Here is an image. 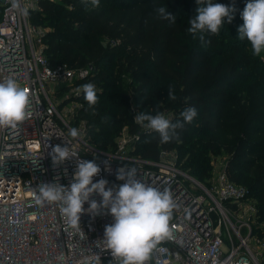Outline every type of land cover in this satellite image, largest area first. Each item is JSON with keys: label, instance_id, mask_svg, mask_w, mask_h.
<instances>
[{"label": "built area", "instance_id": "obj_1", "mask_svg": "<svg viewBox=\"0 0 264 264\" xmlns=\"http://www.w3.org/2000/svg\"><path fill=\"white\" fill-rule=\"evenodd\" d=\"M40 1L21 0L28 12L24 16L11 8L10 0H0V82L18 80L33 102L30 119L16 128H0V264H84L91 250L103 264L112 259L109 251L97 247H103L99 241L105 225L113 222L110 215L93 217L85 211L81 235L66 228L58 204L41 207L35 202L40 184L58 178L67 186L71 181L76 158L53 167L49 155L51 146H64L65 140L81 159L100 166L93 182L103 178L109 181L107 187L120 185L124 181L116 180L117 170L128 165L147 184L171 191L178 205L170 222L174 239L159 246L150 264H262L264 236L254 231L256 201L248 187L229 177L226 166L202 181L182 168L176 150L160 149L157 158L143 157L137 153L138 143L143 133L152 131L139 124L135 132L124 126L113 147L92 141L89 125L78 118L81 86L92 83L87 81L91 69L50 64L44 53L46 29L29 20V11ZM132 108L135 118L139 112ZM163 114L174 117L166 109ZM72 127L79 129L78 139L68 136ZM106 161L110 171L105 170ZM91 199L99 202L101 197L94 194Z\"/></svg>", "mask_w": 264, "mask_h": 264}, {"label": "trees", "instance_id": "obj_2", "mask_svg": "<svg viewBox=\"0 0 264 264\" xmlns=\"http://www.w3.org/2000/svg\"><path fill=\"white\" fill-rule=\"evenodd\" d=\"M234 6V19L218 35L193 39L188 21L196 0H41L29 11L36 25L47 23L44 53L51 65L89 67L97 90L95 113L84 99L78 118L90 128L99 147L115 145L127 126L138 130V112H174L175 122L188 107L197 117L179 130V139L161 144L155 132L143 133L137 153L157 158L160 149L176 150L182 168L205 181L211 174L210 153H228L226 170L235 183L248 184L258 212L254 231L264 236V58L238 38L240 13L249 0H212ZM165 6L175 24L158 19ZM4 6L0 3V19ZM171 88L176 99H168ZM264 264V257L262 259Z\"/></svg>", "mask_w": 264, "mask_h": 264}, {"label": "clouds", "instance_id": "obj_3", "mask_svg": "<svg viewBox=\"0 0 264 264\" xmlns=\"http://www.w3.org/2000/svg\"><path fill=\"white\" fill-rule=\"evenodd\" d=\"M11 8L24 16L28 15L21 6V0H10ZM94 7H98L100 0H90ZM196 15L189 19L187 31L193 39L198 38L205 43V33L218 35L225 23L234 19V6L213 3L212 0H196ZM158 19L167 20L172 24L176 16L169 13L165 6L155 9ZM243 25L238 28V38L247 40L254 56L264 52V0H249L240 13ZM84 99L90 109L95 113L98 103L96 87L93 83L81 86ZM168 99L175 100V93L168 89ZM32 99L26 87L21 86L18 80L7 78L0 82V128H16L19 124L30 119L33 115ZM196 107L184 109L175 122L166 118L163 113L155 115L140 112L135 116V122L143 128L155 132L161 144L170 143L179 139V130L186 124H191L197 117ZM68 136L72 139L80 137V131L72 127ZM65 140V139H64ZM53 167L63 165L65 161L76 158L75 172L69 185L64 186L58 178L52 183H42L35 189V202L41 207L56 203L64 219L66 228L75 230L84 235L81 228V215L87 211L95 217L97 215H110L113 222L105 225L104 236L99 241L103 247L97 245L101 251H109L112 259L109 264H150L154 252L165 241L174 239L170 222L174 210L178 208L170 190L160 189L147 184L138 178L136 167L125 165L117 170L116 180L124 181L120 185L113 184L107 187V179L93 182V177L101 172L95 160L81 159L80 155L72 150L70 141L65 145L51 146L49 153ZM37 161H33L36 163ZM105 170L110 171L105 162ZM99 195L97 202L91 199ZM89 207L85 210L84 205ZM84 264H103L101 256L91 250V254L84 258Z\"/></svg>", "mask_w": 264, "mask_h": 264}, {"label": "rangeland", "instance_id": "obj_4", "mask_svg": "<svg viewBox=\"0 0 264 264\" xmlns=\"http://www.w3.org/2000/svg\"><path fill=\"white\" fill-rule=\"evenodd\" d=\"M43 25H40L41 27H43L44 29H50L48 27L47 23L42 22ZM262 57L264 58V52L261 53ZM165 109H163L162 111H158L160 113H163ZM157 113V112H156ZM156 113H154L153 115H155ZM228 158L229 155L227 152H225L224 150L221 151L220 153H215L212 152L210 153V159H211V172L217 173V170L223 168L224 166H226L228 164ZM237 184H241V185H245L247 187L246 184L242 183H237ZM262 225H264V222H262Z\"/></svg>", "mask_w": 264, "mask_h": 264}]
</instances>
